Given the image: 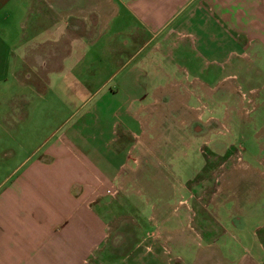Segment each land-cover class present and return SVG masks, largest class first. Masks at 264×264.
Wrapping results in <instances>:
<instances>
[{
  "label": "rangeland",
  "instance_id": "374dc122",
  "mask_svg": "<svg viewBox=\"0 0 264 264\" xmlns=\"http://www.w3.org/2000/svg\"><path fill=\"white\" fill-rule=\"evenodd\" d=\"M31 16L30 24L23 16L12 24L21 36L10 64L17 69L9 85L0 84V98H31V105H37L35 135L30 136V123L22 125L18 137L25 146L22 157L29 146L50 139L51 132L59 134L91 117L93 107L108 114L116 104L112 90L132 64L119 69L128 55L112 50V22L107 31L98 24L86 29L71 19L69 38L62 41L68 56L62 62L60 54L48 56L61 49L48 36V24L39 13ZM118 22L124 29L129 20ZM246 52V58L233 56L230 64L226 59L210 64V54L200 52L188 62L193 52L171 48L164 65L192 91L184 106L161 98L152 107L151 95H171L173 88L144 79L141 89L132 87V95H142L149 106L143 114L150 130L110 193L101 196L108 226L106 257L90 264H236L251 248L252 237L264 243V218L250 214L264 208V59L255 60L251 49ZM31 60L36 62L29 65ZM174 90L183 95L182 86ZM168 129L175 130L173 136ZM168 136L176 149L166 143ZM206 212L209 234L199 219Z\"/></svg>",
  "mask_w": 264,
  "mask_h": 264
},
{
  "label": "crops",
  "instance_id": "0c3cea01",
  "mask_svg": "<svg viewBox=\"0 0 264 264\" xmlns=\"http://www.w3.org/2000/svg\"><path fill=\"white\" fill-rule=\"evenodd\" d=\"M36 13L48 24V36L61 47L48 56L60 54L62 62L67 58L62 41L66 44L69 38L71 19L86 29L98 24L107 31L112 22L116 42L112 50L128 55L125 62L119 61V69L132 64L112 90L116 104L108 107V114L93 107L91 117L59 134L51 132L50 139L29 146L24 157L25 146L18 137L22 125L30 123V136L35 135L37 105H31V98H0V264H90L106 257L108 226L100 211L101 196L110 193L132 150L146 144L150 130L144 126L143 114L149 106L143 104L142 95H132V87L141 89L144 79L152 81V86L173 88L171 95H151L152 107L161 98L184 106L192 91L164 65L174 47L193 52L188 62L202 52L210 54V64L222 59L230 64L233 56L246 58L249 49L260 62L264 59V0H0L3 88L17 69L10 67L12 49L21 47L15 41L21 36L15 35L12 24L16 20L19 24L21 16L30 24ZM123 17L129 20L124 29L118 22ZM181 86L183 95L174 90ZM168 130L174 131L173 136L175 130ZM170 136L166 143L174 150ZM215 209L217 217L219 208ZM206 214L199 219L209 234L212 227ZM250 214L264 218V208ZM251 240V248L236 264H264V243L256 236Z\"/></svg>",
  "mask_w": 264,
  "mask_h": 264
}]
</instances>
